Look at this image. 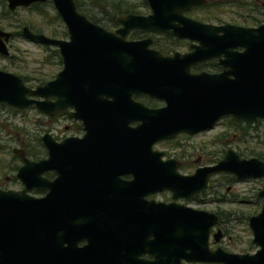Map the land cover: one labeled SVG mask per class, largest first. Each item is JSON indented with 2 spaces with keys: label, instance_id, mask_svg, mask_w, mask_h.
Here are the masks:
<instances>
[{
  "label": "water",
  "instance_id": "water-1",
  "mask_svg": "<svg viewBox=\"0 0 264 264\" xmlns=\"http://www.w3.org/2000/svg\"><path fill=\"white\" fill-rule=\"evenodd\" d=\"M43 1L5 0L8 11ZM143 1L149 15L118 18L119 28L109 32L78 14L73 0H50L67 40L32 33L26 26L20 35L55 47L62 69L33 89L17 76L0 71V103L17 110L33 107L44 115L73 108L84 126L83 141L68 139L52 151L82 146L87 140L85 147L117 149L126 157L139 158L149 155L158 141L209 130L224 116L243 122L264 121V23L254 28L203 25L180 14L206 0ZM177 19L182 21L179 26L168 23ZM134 29L170 34L192 44L186 54L164 57L148 48V40L125 41ZM10 35L0 31L2 56L8 55L5 43ZM219 54L225 69L221 74H189L191 64ZM139 94L161 100L164 106L145 108L131 98ZM48 97L56 101L49 102ZM132 123L137 124L130 127ZM48 137L44 134L40 139L48 142ZM22 162L20 172L34 170L38 175L44 169L43 162ZM143 163L125 161L126 165ZM160 165L156 170L131 172L153 174L145 183L152 187L149 190L170 191L172 199H189L206 189L208 179L215 175H229L235 181L264 178V160L242 159L231 149L215 164L197 168L190 176ZM22 184L18 193L0 192V264H264V187L256 193L261 201L259 212L247 219L255 250L238 254L208 247L209 231L218 223L215 214L173 203L146 202L141 198L148 188L138 178L116 192L92 193L102 199L86 205L73 202L65 191L58 200L55 182L48 185L43 199L25 195L31 187H39L38 180L22 179ZM86 211L89 222L95 221L88 227L76 225L74 218ZM219 238L216 231L213 241ZM80 240L87 245L77 247ZM144 255L152 259L144 260Z\"/></svg>",
  "mask_w": 264,
  "mask_h": 264
},
{
  "label": "flooded vegetation",
  "instance_id": "flooded-vegetation-1",
  "mask_svg": "<svg viewBox=\"0 0 264 264\" xmlns=\"http://www.w3.org/2000/svg\"><path fill=\"white\" fill-rule=\"evenodd\" d=\"M40 3L42 4L43 13L42 14L36 13L37 16L41 18L49 17V15L47 14L48 11L46 7L47 5L49 6V1L44 0L43 2ZM34 4L36 3H33L26 8H17V9L31 10ZM138 7L139 6L135 7L136 13L135 12L122 13L120 15H115L112 21L110 20V15H112L111 13H109L110 10L105 9L102 6L100 7L96 5H84L81 8L80 6L75 5V10L78 14L82 15L90 23L96 24L106 31L114 32L119 28V25L116 22L118 18H122L127 15L147 16L151 13L146 3H145V7L142 8L144 9L142 10L143 12H140V9H138ZM14 11H8V12L14 13ZM169 15L173 16L172 13H169ZM220 15H221L220 7L217 4L209 3V1L206 0L205 3L190 6L186 11L181 12L180 17L189 20L193 23L211 25L215 27L222 26L225 24L236 25L233 23H224L220 18ZM53 19L55 22L54 24L55 26L52 28V26H49L50 25L49 24L48 28L50 27L51 31L49 32V36L46 35L45 36L53 39H58L60 36L65 39L59 38L58 40H67L65 28L62 24L60 17L56 14V12L54 14ZM181 22L182 21L180 19L172 20V21L168 20V23H171L173 26H179L180 25L179 23ZM61 25L64 31H61ZM258 25L260 24H253L251 25L252 27L250 28L257 27ZM23 26H26L28 30L32 33L42 34V29L40 26L30 27L29 25H22L19 30L17 29L15 32L12 33L9 32L11 35L8 38L7 42L5 43L7 52H8L9 40L13 37H18L20 35V30ZM124 40L133 41V42L148 40L149 41L148 48L160 53L164 57H172L174 54H181V55L186 54L189 52L190 46L192 44V42H190L188 39L185 38H177L170 34L153 31V30H138V29L131 30L126 35ZM31 43L40 45L44 48L52 47V46L41 45L36 42H31ZM55 50H56L55 56L57 58V65L60 67V69L56 72L58 73L62 69V62L58 50L56 48ZM0 58L6 60L8 63L13 64V57L9 55V52L7 56L0 55ZM222 61H223V55L219 54L217 57H211L201 62H196L189 66L188 68L189 74L191 75L204 74L208 76L219 75L225 70L222 67L223 65ZM0 71L7 72L6 70L3 69H0ZM11 74L20 78L22 83L27 88L30 89H33L45 83L44 82L41 83L40 85L32 86L27 83L26 81L27 77L17 73H11ZM131 98L134 102L139 103L148 109H159L164 106L163 101L150 98L147 95H141V94L133 95ZM39 100L42 99L39 98ZM47 101L54 102L56 101V98L48 97ZM0 107L7 108L9 112L13 113V116L20 115L22 112H24L27 109H33V107H29L26 109L17 110L10 108L1 103H0ZM33 110L35 111V109ZM75 112L76 111L73 108L65 107L64 109H61L59 113H53L51 115H44L39 113L40 117L42 118L41 120L43 122L41 125H45V123H47V126L42 129L43 133L36 140V143L38 145L37 147L19 146V147H14L10 150L7 149L6 151L4 150L1 151L2 149H0V155H1L0 192L18 193L21 190H23L22 179H31L32 182H36L38 180L37 186L39 185V187L37 189L35 187H31L30 190L25 192V195L33 199H43L48 194L49 191L48 185L52 182H55L57 183V190L59 192L58 200H61V194L62 192L65 191L72 195L71 200L73 202L86 205L89 202L101 201L102 199L101 196L93 195L92 193L102 194L104 191L116 192V188H119V186L129 182H133L138 178V180L142 184H144L145 187L148 188L145 189L146 194L141 198L146 202L162 203V204L173 203L176 205H182L191 208L189 207V204L191 203L202 202V203L217 204L222 201H227V197H226L227 195L225 196L220 195L219 191L221 187L224 185H226L224 191L226 193L230 191L229 189L231 188V184L233 183L234 179L229 175H215L210 177L208 179L206 189H204L201 192H198L189 199H183V198L172 199L171 197L172 193L170 191L164 190L161 192L158 191L151 192V190H149L152 187L147 186L145 183L148 178H152V176H154L153 174L150 175V177L147 174L139 173L136 175L131 172V169L145 170L147 168H150L151 170L153 169L156 170L158 166L162 164L165 166L164 168L174 167V171L179 175L190 176L194 173V171L197 168L213 165L217 161H219L222 157L212 164L205 165L203 162L204 161L203 155L198 150L187 151L179 146H177V148H174L173 150H168V149H160L157 148L156 146L160 144L175 143L179 138L184 139V138L195 137L201 133L212 130L215 126H217L219 123H222L223 121H226V124L228 122L229 124L226 125L227 128L235 132L234 130L235 122L234 121L232 122L231 120H235V121H239V120L231 118L229 116H224L217 119L209 130H205L193 135L178 134L172 140L158 141L151 146L150 151H148L150 152L149 155L140 158L133 156L126 157L125 154L120 153V151L117 149H101V148L85 147L84 145L88 143L87 140L82 146H79L78 144V146H74L70 148L60 147L52 151L54 148H56V146H60L64 144L65 141H67L68 139L72 141H81V140L83 141V137L85 135L84 126L82 121L74 116L76 114ZM68 114H70V116H68ZM240 122L241 124L248 123V125L259 122L264 123L263 120H255L253 122H243V121ZM136 124L137 123H132L129 126L135 127ZM44 134H47L49 136L48 142L47 139H44L43 141L40 139V137ZM48 143H53L54 146L47 147L46 144ZM157 154H160V156L158 157ZM22 159L29 163L43 162L44 169L41 172H39L38 175L34 170L28 172H20L19 170L23 167ZM127 160L128 161L141 160L144 163L136 164V165H130V164L126 165L125 161ZM147 162H151V164L148 165ZM186 166L189 167L188 169L191 168L192 170L189 172H184ZM127 169L128 171H126ZM64 183L67 184V188L61 189V186ZM140 192H142L141 187L139 189V193ZM209 213H213L217 216L218 223L209 231L208 247H209V239L211 238L213 241V235L215 234L216 231L220 232L219 239L223 237V232L219 228L223 213L221 211H218L217 209ZM87 215H88L87 211H86V215L78 214L76 218H74L75 219L74 223L81 227H88L89 223L95 220L91 219L89 222ZM118 223L120 226L121 225L120 220ZM147 240L151 241L152 238L151 237L149 239L147 238ZM217 242L213 241V243H217ZM85 245H87L86 240H80L77 243V247H83ZM141 258L144 260L152 259L148 255H144Z\"/></svg>",
  "mask_w": 264,
  "mask_h": 264
},
{
  "label": "rangeland",
  "instance_id": "rangeland-1",
  "mask_svg": "<svg viewBox=\"0 0 264 264\" xmlns=\"http://www.w3.org/2000/svg\"><path fill=\"white\" fill-rule=\"evenodd\" d=\"M47 5V14L49 17L41 18L37 16L33 10L17 9L8 12L5 1L3 4L0 0V30L5 32H15L22 25L30 27L40 26L42 34L49 36V32L55 26L54 14L55 11L51 6ZM77 5L81 8L84 5L102 6L110 10L115 6L134 8L139 6L140 12H143V7H140V0H76ZM209 3H214L216 0H208ZM219 1L221 15L220 18L224 23H233L239 26L252 27L249 23L250 18L255 17L257 23L264 22V8L260 7L259 0H242L244 4L237 3L232 0H217ZM5 12V13H4ZM256 26V25H255ZM254 27V26H253ZM61 31H64L61 25ZM58 38V37H57ZM60 39H65L60 37ZM58 38V39H59ZM55 48L42 47L23 39L20 35L13 37L8 43V52L13 57V64L0 58V69L7 72L17 73L27 77V83L35 86L40 85L48 80L53 79L55 73L60 69L57 65V58L53 54ZM39 113L33 109H27L20 115L13 116L7 108L0 107V149L6 151L19 146L37 147L36 140L43 133L42 129L47 126L41 125ZM227 124H229L227 122ZM226 121L219 123L212 130L201 133L192 138H179L175 143L160 144L157 148L173 150L177 146L187 150H198L203 155L205 165L212 164L222 157L227 149L239 152L251 151L253 153H264V123H253L250 125H240L245 128L247 136H242L237 132L227 128ZM241 138H245L240 141ZM251 155V154H248ZM1 157V155H0ZM242 159L254 157L253 155L239 156ZM256 158V157H254ZM260 160V159H259ZM185 167L184 172H189L192 169ZM226 185L222 186L219 194L227 195V201L220 203H191L189 207L206 212H213L215 209L221 211L222 218L219 228L223 232V237L217 243H213L209 239L210 249L217 247L229 253H252L255 247L250 243L251 233L247 227V218L259 212L261 201L256 197L257 191L264 187V178L247 181H233L230 191H224ZM225 213V214H224Z\"/></svg>",
  "mask_w": 264,
  "mask_h": 264
},
{
  "label": "trees",
  "instance_id": "trees-1",
  "mask_svg": "<svg viewBox=\"0 0 264 264\" xmlns=\"http://www.w3.org/2000/svg\"><path fill=\"white\" fill-rule=\"evenodd\" d=\"M234 1H236L237 3L244 4V2H240L242 0H234ZM259 1H260V7H263L264 8V0H259ZM73 2H74V5H77V1L76 0H73ZM213 2H214V4L220 5L219 1H217V0L216 1H213ZM1 3L3 4V0H1ZM140 6L141 7H145V3L143 2V0H140ZM31 10H34L35 13H37V14H42L43 13L42 4L41 3L34 4L32 6V9ZM112 10H113L112 13H114V14L110 15V20L111 21L113 20V18H114L115 15H120L122 13H134L136 9L130 8V7H123V8H121L120 6H115V7L112 8ZM109 13H111V12H109ZM249 23H250V25H253V24L257 23V19L255 17H252V18H250ZM53 54L54 55L56 54V50L53 51ZM231 121L232 122L233 121L235 122V129H234L235 132H237L238 134H241L242 136H245L246 137L247 136V133L245 131V128H243V127L240 126V125H242L241 122L240 121H235V120H231ZM244 125L247 126L248 123H246ZM244 139L245 138H241L240 141L242 142V140H244ZM248 154H251V155H248ZM237 155L238 156H248V157H250V156L253 155L257 159L264 160V153H262V152L261 153L260 152L259 153H253L251 151H244V152H239Z\"/></svg>",
  "mask_w": 264,
  "mask_h": 264
}]
</instances>
